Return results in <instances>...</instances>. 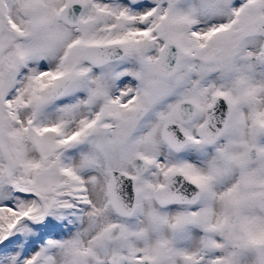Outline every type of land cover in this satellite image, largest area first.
<instances>
[{"label":"rangeland","instance_id":"rangeland-1","mask_svg":"<svg viewBox=\"0 0 264 264\" xmlns=\"http://www.w3.org/2000/svg\"><path fill=\"white\" fill-rule=\"evenodd\" d=\"M110 2L116 5L107 6ZM72 3L86 7L82 28L60 20L62 8ZM118 3L126 4L127 9L117 8ZM145 4L150 9L144 14L128 12ZM218 6L227 10L228 19L198 33L197 13L209 11L213 19ZM259 20H264V0H179L173 6L164 0H0V264H131L128 259L132 257L149 258L153 264H258L264 213L256 205L243 208L241 203L264 195V104L257 125L244 139L241 109L247 95L235 77L244 47L258 46L264 63L263 38L248 31ZM131 23L142 24V29L129 28ZM113 27L121 31L112 37L123 38L129 50L120 96L111 91L108 76L101 78V65L93 67L79 60L87 44L101 43L106 30H111L109 35ZM164 41L179 50L176 70L168 77L157 76L151 67ZM55 44L57 48L52 49ZM145 48L150 53L143 62L140 53ZM219 70L226 74L224 80H215ZM67 75L71 78L67 89L57 98L50 97L55 84ZM22 83L24 88L19 91ZM135 84L139 90L134 93ZM218 96L230 101L231 115L223 136L214 143H203L196 128ZM180 100L197 106L195 116L187 122L173 119L172 107ZM142 108L143 113L136 116ZM155 116L159 128L153 131L158 129V136L151 133L163 144V160L153 145L145 143L147 139H140ZM168 121L180 122L189 134L184 151H175L164 141L162 129ZM240 138L246 141L234 155L232 140ZM251 147L259 152L255 160L246 157ZM86 148L82 158L89 151L100 156L98 170L106 186L105 194L93 204L80 173L97 175L94 166L84 158L69 165L73 154ZM217 148L226 160L225 172H207L202 178L189 173L187 169L196 166V160L211 149L216 154ZM191 151L199 156L193 162ZM30 152L37 153L34 166L25 160ZM135 156L148 162L146 173L133 170ZM128 169L138 196L133 217L116 214L106 194L110 171L127 173ZM173 173H183L201 187L198 201L157 205L152 191ZM12 187L34 195L14 194ZM222 188L230 194L231 220L224 210L214 218L208 209L210 197ZM170 206L176 208L173 218L165 214ZM141 211L144 215L139 218ZM22 214L45 220V233L26 218L14 227ZM223 223L226 226L219 229ZM161 224L170 230L164 233ZM116 225L122 227L119 235L107 237V231ZM194 230L201 233L200 244L189 252L181 236ZM113 256L119 257L118 263H113Z\"/></svg>","mask_w":264,"mask_h":264},{"label":"water","instance_id":"water-1","mask_svg":"<svg viewBox=\"0 0 264 264\" xmlns=\"http://www.w3.org/2000/svg\"><path fill=\"white\" fill-rule=\"evenodd\" d=\"M169 6L176 4L179 0H164ZM85 5L80 3H72L65 5L60 11V20L72 28H82L84 25L83 14L85 12ZM3 25V24H2ZM250 33L259 34L263 38L262 52L264 56V20H259L250 24L248 27ZM115 47V45H111ZM114 53H122L119 48H111ZM179 51L173 43H165L159 54V58L155 61V71L159 76H168L175 72L178 62ZM113 59L108 56L107 52L101 56V43L87 44L79 60L83 63L93 67L100 66ZM71 78L67 77L60 84L54 87L50 92V97H59L68 87ZM142 110L135 112L136 116L141 114ZM175 113L183 122L191 120L196 114V107L193 103L183 101L175 106ZM231 114V105L229 100L224 96L216 97L212 103L205 109L204 120L196 128V134L203 143H214L219 140L225 132L227 121ZM162 137L164 141L175 151H183L189 144V135L184 130L180 122L168 121L163 125ZM258 149L251 147L246 152V157L249 160H255L258 156ZM242 161H238L241 165ZM131 166L137 174L145 173L149 167L147 161L139 156L131 160ZM13 188V187H12ZM14 194L34 195L21 189L13 188ZM200 187L193 180L181 173H174L170 175L164 184L158 186L152 191V196L155 202L161 206L166 207L171 204L194 203L200 195ZM106 194L112 210L123 217H131L136 213L137 208V193L135 187V179L130 174L121 170H111L109 184L107 186ZM256 205L264 213V195H256L246 198L242 201L241 206L247 208ZM26 218L30 222L32 220L26 214H22L15 221L14 227L22 219ZM187 222V220H184ZM13 227V228H14ZM122 227L120 225L110 228L106 235L109 238H114L119 235ZM11 230L6 237L10 235ZM258 264H264V241L257 246ZM131 264H153L149 258H129ZM119 257L113 256V263H118Z\"/></svg>","mask_w":264,"mask_h":264},{"label":"bare ground","instance_id":"bare-ground-1","mask_svg":"<svg viewBox=\"0 0 264 264\" xmlns=\"http://www.w3.org/2000/svg\"><path fill=\"white\" fill-rule=\"evenodd\" d=\"M102 5H103V2H102ZM114 5H116L115 2H110V3L107 4V6H114ZM221 5L224 6L223 4H221ZM203 6L206 7L205 5H203ZM210 6H212V5H210ZM149 7H150V5L145 4V5L141 6V8L138 11H132L131 12L130 10H128V12L130 14H133V15L136 16V15L144 14L145 12H147V10L150 9ZM214 7H216V6H214ZM117 8H120L122 10H125V8L127 9V5L124 4V3H118ZM224 9L225 8L220 9L219 6H218V8L216 10L215 18H213V19L209 18V15H208V14H210L209 11L206 12V13H204V14L201 13V12L197 13V15L194 18V22H195L196 29L198 28L197 29L198 30V33L203 34V33L207 32V31H209V29L211 28V25L213 23H215V22H219V21L223 22V21H226L228 19V13H227V10L226 9L224 10ZM139 27L140 26L138 25V23H131L130 26H129V28H134V29L135 28H139ZM54 47L57 48L56 44L53 45L52 49H54ZM111 48H115V47H111V45L101 46V56H102V54H105V52H107L108 56H113L114 51ZM259 49L260 48L258 46H254L253 47L251 45L250 46H247V47H244L241 50V52L239 54V59H238L237 74H236L235 79L238 81V83L242 84V87L245 90L246 95H247V97H246V99L244 101V105H243V107L241 109V113H242L241 123L242 124L240 123L241 124L240 127H242V128H240V129H242V132L240 131L242 133V136L241 137H243L244 139H245V137H244L245 135H247V138H248V136L251 135L249 133L254 130V128H252V127L255 126V125H257V122H258L257 121V118H259L261 116V114H260V108L261 107L263 108V104H264V63L262 62V60L260 58ZM54 51L56 52V50H54ZM226 77L227 76L224 73V71L219 70V73L216 76L215 80H217V79L224 80ZM23 88H24V85L22 83L20 85V87H19V91H22ZM252 109L255 111L253 115L250 112ZM83 114H84V112H83ZM158 122H159V117L158 116H155L152 120H150L148 122V124L145 125L144 129L141 131V133H140V139L142 137H144V140L147 139V141L145 140V143H147L150 147H151V145H153L158 150L159 157L162 159L163 158V155L166 154L165 150L162 148V145L163 144L158 139V137H156V139H157V142H156V140L154 138H152L153 137L152 136L153 133H151V132H154V134H156L158 136V129H157V131L156 130L153 131L155 128L158 127L157 126ZM75 124L77 125L78 123H75ZM244 141H246V140H243L242 138H240V140L238 139V141L237 140L236 141L235 140H232L231 147L233 149V154L234 155L238 153L240 146L244 145V143H243ZM225 144L226 143H223L222 146H221V148ZM221 148H219V149L217 148L218 150H217L216 154L211 149V150H209L206 153L205 156L200 157L201 158L200 161H199V159L196 160V162H198V164L196 166L192 167V168L187 169L189 171V173H191L192 175H196L199 178H202V177H204L203 176L204 173L207 174V172L208 173L209 172H212V171L219 172V173L225 172V170H226V167H225L226 160L223 159L224 155H222L223 153H221ZM242 148H243V146H242ZM84 150H87V148L86 149H82L80 152H77V153L75 152L76 154L74 153L73 156L71 157V160L69 162V165H75L78 162V160H81V158H82V152ZM97 154L98 153L94 154L93 152H90L89 151V152L85 153V155L83 156L84 160H86L87 163H89V164L91 163V166H94L93 169H95L94 172L97 171L95 173L97 175H94V173L92 174L90 172H84V173H80L79 172L81 174V177H82V180H83V182H81V183H83V185L86 187V191H87V195H88L89 202L92 203V204L101 197L100 194L102 195V192L105 191L104 187H106L103 184V177H102V175L100 174V172L98 170V169H100L99 168V163H100L99 157L100 156L99 155L97 156ZM233 154H232V156H234ZM164 157H166V155ZM197 157H199V156H196L194 154V151H191L189 153V159H190L191 162H193ZM25 160H26V163L28 165L34 166L36 164V162H37V153L36 152H30L26 156ZM101 160H102V158H101ZM101 162H102L101 164L103 165V161H101ZM101 167H103V166H101ZM76 168H78V167H76ZM87 168H88V166H87ZM89 168H91V167L89 166ZM126 171H127V173H131V170H129V169L126 170ZM222 179H225V178L222 177ZM104 181H105V179H104ZM224 182H226V181H224ZM230 183H232V182H230ZM104 194H105V192H104ZM210 200H211L210 201L211 203L210 204L208 203L209 204L208 209L211 210L212 215L214 216V218H215V213L216 212L221 211V210H224V212H226L225 214H226L227 219H229V220L232 219V215L230 213L231 210H232V209L230 210L232 204H230V194L226 191V188L225 189L222 188V189L217 190L213 194V196L210 197ZM101 202H102V200H101ZM94 207H96V205ZM174 209H176V208L170 206V208L165 213V214H167L166 216L169 217V218H173V211H174ZM88 211H91V210H88ZM102 215H104V214H102ZM143 215L144 214L141 211L139 213V218H142ZM219 217H221V216L219 215ZM170 220H172V219H170ZM102 221H104V220H102ZM141 222H139L138 224L140 225ZM165 222H166V220H165ZM32 224H34V225H36L38 227H41L42 230H43V234L45 233L46 228H47L46 227V224H45V220L43 222H41V221L32 222ZM144 225H145V223H144ZM161 225L163 227V232L164 233H167L170 230V226H166L165 227V226H163L165 224H161ZM168 225H169V223H168ZM142 226H143V224H142ZM225 226H226V223H223V225L221 226V228L219 227V229H223ZM152 230H153V228H152ZM152 230H151V233H152ZM144 233H147V232L145 231ZM158 233H160V232H157V234ZM200 234L201 233L198 230H194V231H191L190 233H188L187 235L181 236L184 239V243L186 244V250L187 251L193 252L194 250L197 249L196 248L197 245L200 244V239H199L200 236H201ZM179 236H180V234H179ZM181 237H179V238H181ZM147 238L148 237H146V239ZM198 247H200V246H198ZM53 264H55V263H53Z\"/></svg>","mask_w":264,"mask_h":264},{"label":"flooded vegetation","instance_id":"flooded-vegetation-1","mask_svg":"<svg viewBox=\"0 0 264 264\" xmlns=\"http://www.w3.org/2000/svg\"><path fill=\"white\" fill-rule=\"evenodd\" d=\"M106 1H109V0H106ZM168 9L169 8H167V10ZM138 25L140 26L142 24H138ZM139 28L142 29L141 26ZM135 29H138V28H135ZM106 31H107L106 32L107 34L105 35L106 38L104 37V38L101 39V46L115 45L116 49L119 48L120 50H122V53H118V51L116 53H113V56H112L113 59H111V60H109V61L101 64V78L103 79V78H105V77L108 76L110 78V80H111V91L113 93L117 94L118 96H120V93L123 92L122 89H120V88L122 87L123 84H125V82H126V79L125 78H127L123 74L124 73L123 71L126 68V65L125 64L127 63L126 62L127 60L125 59V57H126V54L129 52V50H128V47L125 46V43L122 42V39L123 38H121V37H112V35H114L115 33H119L121 30H117L116 27H113V31L109 35H108V33L111 30L110 29H107ZM164 43H170V42H167V41L165 42L164 41L163 44ZM149 53H150V51L148 49H146V48L143 49L142 52L140 53V59H141V61L145 62L148 59V57H149ZM106 66H109V69L107 71L104 70V68H106ZM151 67H152V69L155 70V66H154V63L153 62H151ZM104 72H107V74L104 73ZM168 76H170V75H168ZM168 76H164V77H168ZM67 77H69V75H67L66 77L62 78L57 84H55V86L58 85L59 83H61ZM138 90H139V87L135 84L134 93L136 91H138ZM183 101L184 100H180L178 102H174L175 104L172 107L173 119L174 120L176 119L177 121H180V122H182V121L179 119V117L175 113V106L177 104L183 102ZM140 110H142L141 111V114H142L143 113V108L140 109ZM196 112H197V106H196Z\"/></svg>","mask_w":264,"mask_h":264}]
</instances>
